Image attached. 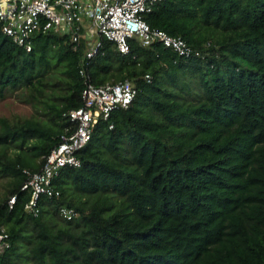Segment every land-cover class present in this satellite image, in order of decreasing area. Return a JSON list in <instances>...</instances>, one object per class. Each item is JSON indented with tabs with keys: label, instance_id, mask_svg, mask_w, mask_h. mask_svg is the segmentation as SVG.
<instances>
[{
	"label": "trees",
	"instance_id": "trees-1",
	"mask_svg": "<svg viewBox=\"0 0 264 264\" xmlns=\"http://www.w3.org/2000/svg\"><path fill=\"white\" fill-rule=\"evenodd\" d=\"M143 16L193 46L208 42L206 53L136 36L121 52L103 37L89 81L129 78L136 93L99 117L80 165L59 168L60 194L42 196L37 215L24 208L22 168L38 169L73 124L88 44L48 30L27 50L0 27V97L15 91L35 106L0 115L10 236L0 264H264V0H157ZM60 204L75 216H59Z\"/></svg>",
	"mask_w": 264,
	"mask_h": 264
},
{
	"label": "built area",
	"instance_id": "built-area-1",
	"mask_svg": "<svg viewBox=\"0 0 264 264\" xmlns=\"http://www.w3.org/2000/svg\"><path fill=\"white\" fill-rule=\"evenodd\" d=\"M157 0H0V27L18 45L29 50L35 32L54 30L68 35L75 47L81 36L88 44L85 54L79 58V73L83 77L81 90L82 103L68 111L73 124L60 133L59 140L42 156L38 169L22 168L24 180L21 189L28 191L24 208L33 215L40 211L42 196H57V188L52 178L63 165L78 166L81 163L76 153L90 137L95 122L109 118L116 107H127L132 101L136 88L133 80L124 78L95 84L89 81L86 64L101 45V39L115 42L121 52L129 50L128 38L136 36L141 43L150 44L159 41L171 47L177 54L204 56L203 46H193L179 34H171L165 29L150 25L143 13L152 8ZM86 20L87 25H84ZM99 34L95 41L89 36ZM149 78L148 73L145 74ZM112 126L110 121L108 124ZM15 194L7 198L8 207H12ZM57 212L63 218H72L76 214L73 206L60 204ZM10 246V236L5 225L0 222V253Z\"/></svg>",
	"mask_w": 264,
	"mask_h": 264
},
{
	"label": "rangeland",
	"instance_id": "rangeland-1",
	"mask_svg": "<svg viewBox=\"0 0 264 264\" xmlns=\"http://www.w3.org/2000/svg\"><path fill=\"white\" fill-rule=\"evenodd\" d=\"M84 25H87L86 20H84ZM99 37V34L94 30V32L89 36L90 40L95 41ZM35 112V106L32 101L21 100L17 97L16 92L10 90H5V94L0 97V115L13 116L18 115H29ZM6 179L0 177V196L3 194L6 188Z\"/></svg>",
	"mask_w": 264,
	"mask_h": 264
}]
</instances>
